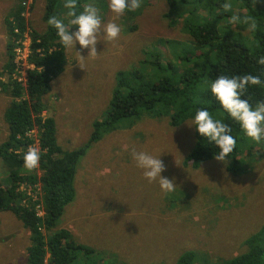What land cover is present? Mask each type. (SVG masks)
I'll use <instances>...</instances> for the list:
<instances>
[{
  "label": "rangeland",
  "instance_id": "rangeland-1",
  "mask_svg": "<svg viewBox=\"0 0 264 264\" xmlns=\"http://www.w3.org/2000/svg\"><path fill=\"white\" fill-rule=\"evenodd\" d=\"M77 1L81 6L78 12L92 4L99 9L102 25L115 22L121 32L114 42L101 38L94 58H87L90 49H81L78 42L76 48L66 49L68 61L45 96L48 108L44 116L55 118L57 141L67 151L88 143L94 122L107 115L119 70L144 67L143 62L153 61L159 50L161 60L174 57L171 48L177 45L180 52L182 42L192 43L183 23L175 24L166 16L168 0H149L135 14L126 12L119 19H114L108 0ZM46 2L21 0L28 29L46 30ZM17 3L20 0H0V73L7 62L6 45L11 40L7 18ZM67 11L63 9L57 17L66 26ZM76 30L77 26H73L72 31ZM19 43L23 46L16 47L29 46L28 31ZM78 52L85 57L84 69L79 65ZM14 63L16 69L10 76L27 87L26 77L32 66L22 71L25 75L21 78L22 67L15 59ZM10 76L2 74L1 79L9 82ZM10 102L11 94L0 91V144L9 134L4 113ZM192 121L173 126L168 116L144 112L140 118L117 122L111 131L102 130V137L87 146L75 174V196L65 206L56 227L70 230L78 243L91 250L86 254L81 251L80 262L175 264L183 253L196 251L197 264H216L245 252L246 239L264 226V144H256L245 136L251 147H240L244 150L238 161L240 173L228 171V157L225 163L212 159L195 169L191 162L184 164L196 143V126L189 127ZM30 146L41 152L38 141ZM133 150L160 158L166 169L161 175L175 178V191L164 193L158 181L149 183L132 159ZM19 171L24 175L42 174L39 167L32 172L21 168ZM9 175V168L0 158V189L9 186ZM20 187L29 195L33 191L30 185ZM34 193L37 210L43 202L38 188ZM29 200L16 201L24 205ZM32 243L29 228L13 211L0 208V264H28Z\"/></svg>",
  "mask_w": 264,
  "mask_h": 264
},
{
  "label": "trees",
  "instance_id": "trees-1",
  "mask_svg": "<svg viewBox=\"0 0 264 264\" xmlns=\"http://www.w3.org/2000/svg\"><path fill=\"white\" fill-rule=\"evenodd\" d=\"M169 11L166 16L174 23L182 22L184 31L191 37L192 43L182 42L168 49L174 57L162 59L161 51L155 52L154 60L143 62L144 67L132 66L129 70H119L111 107L102 120L94 122V132L89 142L72 151L65 150L57 141L56 120L44 116L47 110L45 96L51 91L52 82L65 70L67 64L66 49L61 45L54 27L47 25L43 32L28 29L25 6L17 3L7 23L10 28L7 47V62L0 73V91L11 94V102L4 117L8 124L7 140L0 144V158L10 170L9 186L0 189V208L11 210L18 219L29 228L33 243L28 250V264H83L81 251L90 253L84 244L78 243L73 233L66 229H56L64 208L75 196L74 179L78 164L88 151V145L99 140L105 133L113 130L116 123L127 118H140L144 112L155 116H168L170 124L179 126L188 119H194L197 110L205 109L214 119H219L231 128L230 134L236 139V147L228 157V171L234 174L242 172L238 167L241 153L247 138L240 125L234 121L212 95L210 83L220 75L229 77L252 74L264 82V65L257 61L264 57V0H168ZM65 0H47L45 20L65 9ZM78 2V1H77ZM149 0H142V4ZM230 3L231 9L224 10L222 5ZM81 6L77 5V10ZM127 13H134L127 12ZM236 15L238 23H230ZM253 17L257 29L249 30L243 23L244 18ZM18 30V31H17ZM31 36L29 62L35 67L28 71L27 87L13 79L15 72V47ZM165 51V50H163ZM200 51V52H199ZM199 52V53H198ZM177 60L180 61L177 62ZM8 74L9 82L1 79ZM245 99L253 105L264 101V83L249 86ZM35 130V134L32 132ZM35 141L41 147L39 168L41 175H24L23 156ZM264 144V141L261 142ZM247 147H251L247 144ZM219 150L202 137L196 130V143L184 164L192 163L197 169L201 163L214 159ZM260 154V153H259ZM244 155V153H243ZM25 172V171H24ZM40 188L45 217L37 215L34 207L38 200L20 190V184ZM30 198L29 204L19 201ZM48 231V235L45 232ZM247 249L238 256L222 260L216 264H264V226L245 241ZM81 253V254H80ZM196 251L183 253L175 264H197ZM206 264V263H204Z\"/></svg>",
  "mask_w": 264,
  "mask_h": 264
},
{
  "label": "clouds",
  "instance_id": "clouds-1",
  "mask_svg": "<svg viewBox=\"0 0 264 264\" xmlns=\"http://www.w3.org/2000/svg\"><path fill=\"white\" fill-rule=\"evenodd\" d=\"M141 6L142 0H108V8L114 14V19H119L126 12L136 11ZM64 7L68 10L66 13L69 17L67 26L55 15L49 17L47 23L57 30L60 43L65 49L76 48L78 42L81 49H90L87 58H94L97 55L96 45L101 38L105 42H114L119 38L120 26L115 22L102 25L99 9L94 5H85L83 10L78 12L77 0H66ZM222 8L230 10L231 4L224 3ZM240 21V17L233 15L229 22L235 24ZM243 23L249 25L250 31L257 29V21L253 17L244 18ZM73 26H77L78 30L72 31ZM78 53L81 61L79 65L84 69L83 60L85 57L80 52ZM257 62L264 65V57H261ZM29 64L32 69L35 68L30 62ZM24 75L20 72L21 77ZM262 83L264 82L259 76L252 74L232 77L220 75L210 83L211 93L223 110L240 125L245 136L256 144L264 141V101H257L253 107L249 100L243 97L247 94L249 86H260ZM192 126H196L198 133L219 150L214 155V159L225 163L226 157H229L234 151L237 143L230 134L229 125L219 119H214L208 110L200 109L196 111L192 125H189V127ZM40 159V151L30 146L23 156V167L28 172H32L39 167ZM132 159L135 161L136 167L143 171V177L149 183L158 181L160 189L164 193L175 191V178L170 180L161 175L166 169L160 158L146 151L133 150Z\"/></svg>",
  "mask_w": 264,
  "mask_h": 264
},
{
  "label": "built area",
  "instance_id": "built-area-1",
  "mask_svg": "<svg viewBox=\"0 0 264 264\" xmlns=\"http://www.w3.org/2000/svg\"><path fill=\"white\" fill-rule=\"evenodd\" d=\"M19 46H23V44L19 45ZM29 50H30V44H29ZM28 47L24 48V47H16L15 49V62L16 64H18V66L22 67V71H24L25 69L29 68L30 64L28 62V54L29 50ZM22 78V77H21ZM23 184V183H22ZM24 185V184H23ZM24 189V187H20V190ZM27 189V187H26ZM40 189V188H38ZM30 195H33L35 197V193H33L32 191L29 192ZM36 198V197H35ZM37 215L44 218L45 217V210H44V206H42L41 204L37 205ZM43 231L45 232V229L43 228Z\"/></svg>",
  "mask_w": 264,
  "mask_h": 264
},
{
  "label": "flooded vegetation",
  "instance_id": "flooded-vegetation-1",
  "mask_svg": "<svg viewBox=\"0 0 264 264\" xmlns=\"http://www.w3.org/2000/svg\"><path fill=\"white\" fill-rule=\"evenodd\" d=\"M209 161V160H208ZM205 162H207V161H205ZM204 163V162H203ZM202 164V163H201Z\"/></svg>",
  "mask_w": 264,
  "mask_h": 264
}]
</instances>
